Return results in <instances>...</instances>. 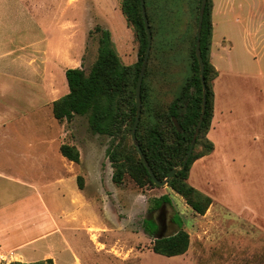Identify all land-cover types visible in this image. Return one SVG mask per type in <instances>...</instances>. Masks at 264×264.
Returning a JSON list of instances; mask_svg holds the SVG:
<instances>
[{"label": "crops", "instance_id": "crops-1", "mask_svg": "<svg viewBox=\"0 0 264 264\" xmlns=\"http://www.w3.org/2000/svg\"><path fill=\"white\" fill-rule=\"evenodd\" d=\"M62 1L66 9L77 2ZM153 4L155 8L158 3ZM70 22L66 20L61 26L58 35L60 43H48L42 56L37 55L40 52L36 49L25 58L21 56L22 50L16 52L18 62L27 61L30 70L28 79L18 77L17 82L26 85L29 92H7L5 87L10 86L0 82V151L16 154L24 161L39 163L43 168L30 181L0 172V194L4 188V199H0V253L8 263L29 264L52 259L53 264H101L100 259L92 256L99 251H107L110 262L126 264L129 261L115 253L114 243L109 239L102 240L115 227L111 229L105 225L102 217L96 221L84 217L85 208L92 207L94 212L95 202L102 214L106 209L112 210L114 200H119L121 195V187L113 182L114 169L108 156L102 158L100 155L101 135L90 131L91 135L88 136L86 127L82 126L84 117L88 115H76L71 120L60 121L53 114V120L49 118L48 126L43 128L20 122L33 116L37 109L49 107L53 113L54 101L69 92V85L65 84L64 79H67L66 70L87 68L86 42L82 39L78 41L76 32L67 35ZM170 22H173L172 19ZM212 23L211 62L218 74L213 82L214 115L208 137L215 144V149L193 163L189 181L215 199L207 190L206 183H209L212 172L216 171L222 182V204L231 206L236 214H258L244 203H238L242 197L236 191L237 182L232 181L236 185L231 186L233 176L222 173L221 166L229 167L236 156L226 152L229 133L232 131V136L235 132L238 139L241 136L244 140L249 125L248 117L263 122L255 141L264 148V0H212ZM192 35L191 30L184 38L189 41V52ZM153 66L157 71L155 81L160 87H171L165 66L158 68L156 62ZM249 88L254 93L253 97H249L246 91ZM233 92H237L235 112L231 109ZM5 97H8L7 102ZM249 98L252 100L249 101ZM249 102L255 103V110L253 114L246 115L243 106L248 107ZM63 144L76 146L80 152L79 162L63 155ZM20 145L22 148H19ZM53 146L58 149L56 157H60L64 169L56 172L55 179L51 180L52 174H48L45 169L52 166L50 151ZM104 167L109 178L106 183ZM197 172L203 182L194 181ZM79 176L84 179L83 188L79 186ZM35 183H42L49 195L48 200ZM15 184L28 188L34 197L26 193L20 196L18 192L13 194L11 190ZM185 230L190 234V245L188 251L181 255L189 257L195 240L191 230ZM83 236L87 237L89 245H94L98 250L93 251L92 247L82 245ZM196 244L209 248L204 255L206 263L264 264V251L255 249L264 247V240L204 239Z\"/></svg>", "mask_w": 264, "mask_h": 264}, {"label": "rangeland", "instance_id": "rangeland-1", "mask_svg": "<svg viewBox=\"0 0 264 264\" xmlns=\"http://www.w3.org/2000/svg\"><path fill=\"white\" fill-rule=\"evenodd\" d=\"M146 1L154 30L152 46H154L155 56H153V63L156 62L158 68L165 66L167 69L168 80L171 83V87L165 88L169 91L167 99H174L191 74L189 41L184 40V38L191 30L193 34L196 31L197 1ZM73 2L75 0H71V3ZM154 2L158 3L155 8H153ZM64 3L62 0H0V82H3L5 86H10L5 87L7 92H29L26 85L17 82L18 77L28 79L30 70L27 61L18 62L16 52L22 50L20 51L21 56L25 58L36 49L40 52L37 55L42 56V52L48 43H60L58 35L66 20L71 21L68 30H66L67 35L76 32L77 40L82 39L84 43L86 42L85 64L87 68L92 66L98 55L99 37L101 35L97 31L98 26L111 31L114 47L123 64L131 65L138 60V39L135 29L123 14L122 0H77L75 4L71 5L72 7L67 9ZM171 19L173 22H170ZM156 57L159 61H156ZM156 72L148 76L147 82L151 87L153 85L160 88L158 82L155 81ZM64 79L68 86L66 77ZM157 79H159L158 75ZM246 91L249 97H253L254 93L250 88ZM235 94L237 92H233L231 100L233 112H235ZM7 100L8 97H5V102ZM250 100L252 98H249ZM243 107L246 115L253 114L255 103L249 102L248 107L245 105ZM49 118L53 120L54 117L52 108L47 107L37 109L33 116L21 119L20 122L43 128L48 126ZM248 118L249 125H247L244 140L241 136L238 139L235 132L232 136H230L232 131L229 133L228 145L225 146L226 152L228 155H236L238 158L235 156L229 167L222 165L221 170L222 173L233 176L230 180L231 186L236 185L232 181L237 182L236 191H239L242 197L238 203H244L245 206L253 208L258 214L251 212L236 214L231 206L222 204L223 202L220 200L222 182L218 173L213 171L209 176V183L206 184L207 190L214 195L215 199H213V203L205 215L195 213L186 204L183 197L168 186L147 185L140 187L134 179L127 176L126 183L121 187L120 199L114 200L115 205L112 210L106 209L102 214L99 211L98 203L95 202L94 212L92 207L85 208L84 217L94 219V221L98 217H102L105 225L111 229L115 227V230L104 236L102 240L108 241L109 239L111 243H114L115 253L129 260L126 264H211L212 262L206 263L204 257L209 248L200 247L196 242H201L204 239L223 240L229 238L264 240V148L262 144L255 141V138L258 137V128L262 127L263 122L254 120L252 117ZM82 126L86 127L88 136H90L87 116L84 117ZM77 129L79 130V127ZM76 133L78 134L79 131ZM100 140V155L102 158H106L107 149L112 141L107 136H101ZM55 146L50 151L52 166L45 169L48 174H52L51 180L55 179L56 172H61L64 169L59 160L60 157H56L58 149ZM19 148H22V145ZM42 169L39 163L24 161L18 158L16 154L0 151V172L2 173L30 181ZM103 169L104 183H106L109 178L106 167ZM199 175L198 172L194 175V181L203 182ZM35 184L40 187L46 200H48L49 195L45 192L46 189L42 183ZM12 189L14 191L10 190L13 194L18 192L20 196L26 193V195L34 197V193H30L29 189L22 185L15 184ZM164 194L169 195L172 202L166 203L162 209L150 211L149 198L160 197ZM3 195L4 188L0 194V199H4ZM67 202L70 203V196ZM162 213L167 221V226L162 231L163 235L169 236L180 228L176 222L177 216L181 218L183 228L191 230L195 240L189 254L191 259L183 255L168 257L153 251L155 236L145 231V221L160 222ZM81 243L89 246V248L92 247L93 251L98 250L94 245H89L85 236L81 238ZM255 249L264 251V247H255ZM106 252L99 251L97 255L92 254V256L100 259L101 264H121L119 261L110 262ZM198 255L200 256L197 257ZM12 263H8L6 260L0 264Z\"/></svg>", "mask_w": 264, "mask_h": 264}, {"label": "trees", "instance_id": "trees-1", "mask_svg": "<svg viewBox=\"0 0 264 264\" xmlns=\"http://www.w3.org/2000/svg\"><path fill=\"white\" fill-rule=\"evenodd\" d=\"M196 1V31L192 36L190 48L191 74L180 93L174 99L168 100L169 91L165 90V87L160 85V88L153 85L151 87L148 84V76L155 72L154 46H152L142 85V114L137 127V139L155 175L161 180L165 179L173 168L182 167L202 112L203 83L195 49L201 0ZM121 7L127 21L136 32L139 43L138 60L131 65L123 64L114 47L111 31L98 26L97 31L101 35L96 60L90 68L66 70L69 92L54 101L53 114L60 121L71 120L76 115H88L90 131L111 139L112 143L107 149V156L114 169L113 182L117 186L122 187L126 183L127 176H130L140 187L147 185L157 187L132 140V128L137 114V81L148 44L141 1L122 0ZM146 8L154 39L147 1ZM212 34V0H208L201 36V51L205 62V79L208 88L206 114L193 154L186 167L180 169L167 185L180 194L197 214L201 215L206 214L213 199L189 182V174L196 160L215 149V144L208 137L214 115L213 82L218 74L211 62ZM174 119L178 121L180 129ZM61 152L72 161H80V152L74 145L63 144ZM78 181L80 188H83V177L79 176ZM171 202L172 199L167 194L149 198V210L162 209L166 203ZM176 222L180 230L173 235L161 237V224L154 220L145 221V231L155 236L152 246L154 252L172 257L188 251L190 234L183 228L180 217L177 216ZM44 263L53 264V261L48 259L38 262V264ZM12 264L24 263L13 262Z\"/></svg>", "mask_w": 264, "mask_h": 264}, {"label": "water", "instance_id": "water-1", "mask_svg": "<svg viewBox=\"0 0 264 264\" xmlns=\"http://www.w3.org/2000/svg\"><path fill=\"white\" fill-rule=\"evenodd\" d=\"M141 1V7H142V14H143V18H144V23H145V27H146V32H147V37H148V44H147V48H146V53L144 56V61H143V65L141 68V72L139 74V78L137 81V88H136V101H137V114H136V119L132 128V140L134 142V144L136 145L139 155L142 158L144 164L146 165V167L149 170V173L152 176V179L154 181V183L157 186L160 187H164L167 186L171 180V178L180 170L186 167L191 155L193 154L195 145H196V141L198 138V135L200 133V129L202 127L203 121H204V117L206 114V108H207V93H208V88H207V83H206V79H205V62L202 56V51H201V36H202V29H203V22H204V16H205V10H206V6H207V2L208 0H201V5H200V10H199V17H198V28H197V38H196V56L198 58V62H199V66H200V73H201V80L203 83V105H202V112L200 115V119L199 122L197 124L194 136L192 138L191 144H190V148L184 158L183 161V165L182 167H175L173 168L168 176L165 179H159L155 173L153 168L151 167L149 161L147 160L141 146L138 143V139H137V127L140 123V119H141V114H142V98H141V92H142V85H143V81H144V77H145V73H146V68L149 62V58H150V54L152 51V44H153V34H152V29H151V25H150V21H149V17H148V13H147V8H146V1L145 0H140ZM175 124L177 125L178 129H180L179 125H178V121L176 119H174ZM161 237L164 236L163 234L160 235Z\"/></svg>", "mask_w": 264, "mask_h": 264}, {"label": "flooded vegetation", "instance_id": "flooded-vegetation-1", "mask_svg": "<svg viewBox=\"0 0 264 264\" xmlns=\"http://www.w3.org/2000/svg\"><path fill=\"white\" fill-rule=\"evenodd\" d=\"M162 226V231L165 230L166 226H167V221H166V217L164 216V214L162 213V215L160 216V222H159Z\"/></svg>", "mask_w": 264, "mask_h": 264}, {"label": "built area", "instance_id": "built-area-1", "mask_svg": "<svg viewBox=\"0 0 264 264\" xmlns=\"http://www.w3.org/2000/svg\"><path fill=\"white\" fill-rule=\"evenodd\" d=\"M3 261H6V258L3 254L0 253V263H2Z\"/></svg>", "mask_w": 264, "mask_h": 264}]
</instances>
